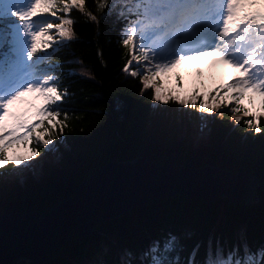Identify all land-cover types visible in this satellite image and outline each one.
Segmentation results:
<instances>
[{"label": "trees", "instance_id": "obj_1", "mask_svg": "<svg viewBox=\"0 0 264 264\" xmlns=\"http://www.w3.org/2000/svg\"><path fill=\"white\" fill-rule=\"evenodd\" d=\"M96 4L97 0H85V10L100 19L103 10ZM69 16L74 21L73 38L48 57L56 86L65 93L59 109H54L60 123L54 129L45 124L56 151L52 158L47 154L39 160L35 174L7 177L3 174L12 163L0 167V214L31 210L47 214L104 163L137 156L188 167L214 165L251 173L257 180L247 202L181 193L150 199L101 221L85 237L66 241L54 258L40 264H102L115 260L125 248L141 252L169 232L179 236L190 232L192 241L212 238L227 248L235 243L237 229L245 226L253 246L264 242V118L262 131L256 133L247 124L249 119L255 123L254 117L239 116L224 102L213 109L216 119L207 130L198 132L190 122L198 114L202 95L195 96V107L193 97L184 105L174 94L167 102L156 101L154 87L145 89L143 76L132 75L137 71L135 61L124 70L132 59L131 49L123 44L124 26L113 16L97 24L75 8ZM235 116L241 118L239 122ZM31 147L43 153L34 141ZM192 241L180 253L182 260ZM203 251L202 246L197 260Z\"/></svg>", "mask_w": 264, "mask_h": 264}, {"label": "snow or ice", "instance_id": "obj_2", "mask_svg": "<svg viewBox=\"0 0 264 264\" xmlns=\"http://www.w3.org/2000/svg\"><path fill=\"white\" fill-rule=\"evenodd\" d=\"M96 7L103 10L100 19L85 10V0H0V25H5L0 27V167L10 162L19 166L36 156L44 159L35 149L31 150V156L11 159L7 152L18 141L51 144L52 136L44 125L47 121L54 129L60 123L56 120L59 111L52 108L59 109L58 102L65 93L58 90L56 77L51 74L54 66L42 67L51 54L44 49L50 44L59 48L73 38L74 21L69 16L73 8L97 24L110 16L123 23V44L131 49L132 55L124 70L128 71L133 61L143 62L147 73L143 76L145 89L155 86L157 69L168 70L199 55H218L241 69L242 76L221 87L225 92L242 89L231 99L242 105L245 115L255 118V123L252 119L247 121L248 127L256 133L262 131L264 99L258 109L249 108L242 101L247 89L264 97V10H261L264 0H97ZM52 18L58 22H51ZM52 30L62 40L57 42L50 34ZM137 49L141 55H136ZM132 75L139 76L140 71H132ZM29 93L43 101L35 109L34 119L12 110ZM154 98L165 102L168 99L158 87ZM175 99L180 104L189 103L179 95ZM195 100L193 97L192 107L196 106ZM217 106L206 107L202 103L200 111H212ZM233 111L239 113L241 108ZM234 119L239 122L241 118ZM46 134L48 139L44 138ZM53 150L46 147L44 155ZM39 163L35 161L26 167L31 169ZM192 236L190 232L183 236L169 232L153 239L141 252L125 248L116 254L115 260L102 264H264V242L253 246L245 226L237 229L235 243L227 248L212 238L206 242L192 241ZM188 241H192L191 248L182 260L180 253L185 251ZM202 246L203 257L197 260Z\"/></svg>", "mask_w": 264, "mask_h": 264}, {"label": "water", "instance_id": "obj_3", "mask_svg": "<svg viewBox=\"0 0 264 264\" xmlns=\"http://www.w3.org/2000/svg\"><path fill=\"white\" fill-rule=\"evenodd\" d=\"M256 180L251 173L214 165L188 167L143 156L110 160L79 181L72 196L47 214L38 210L0 214V264L48 260L66 241L159 196L181 193L199 199L226 197L247 202Z\"/></svg>", "mask_w": 264, "mask_h": 264}, {"label": "rangeland", "instance_id": "obj_4", "mask_svg": "<svg viewBox=\"0 0 264 264\" xmlns=\"http://www.w3.org/2000/svg\"><path fill=\"white\" fill-rule=\"evenodd\" d=\"M17 22H20V21L17 20ZM52 33L53 32H51L50 34ZM199 60L202 62L206 61L207 63H209V65H206V66H211L210 64L212 62V58L209 60H206V59H199ZM192 67H193L192 64L186 63V61L183 60L168 70L157 69L156 71L158 75H156L155 77L154 87L160 88L161 94L163 96L168 97L171 94H174L176 96L179 95L180 97H183L182 99H185L184 97L190 94H198L199 91L208 93V94L202 95V98H201L202 102L198 105L199 106L198 114L195 117H193V119L190 122V125H195L198 129L204 131L206 130L207 125L212 123L216 119V115L214 112L215 110L203 111V112L200 111V105L202 103L205 104L206 107H211L213 104L218 105L217 107H215V109L221 108L223 106V101H226L228 104L232 103V105L236 103L234 99H231V96L234 94L232 91L220 93L221 91L218 92L217 90H214L215 88L217 89L222 88V87H218V84L222 83V81L226 77L230 76L232 73L228 72V70H226L224 65H221L219 63L216 64L215 66L210 67V68L213 67L214 70H211V72H207L202 75H196L192 71ZM141 70H142L143 75L147 74L143 62H141ZM215 85L217 87H215ZM212 89L213 91H211ZM253 98L255 100V105H253ZM261 100L262 99L260 97V94H255L252 97L246 98L244 100V105H248L249 108L258 109L260 106ZM42 103H43L42 98L37 97L33 93H29V94H26L15 105H13L12 110L14 112L23 113L27 118L34 119L33 113L35 112V109L39 107ZM232 105L229 104L228 106H232ZM235 106L236 105H233L232 108L235 109L237 107ZM243 117L248 118L249 116L244 115ZM37 131H40V129H38ZM44 138L48 139V135L46 134ZM15 144L16 145L13 144L9 148L7 152V156H9L13 160L16 158L31 156V150H33V148L30 146V143L18 141ZM37 144L41 148L43 153H40V154L43 156L45 154L46 147L54 148L53 151L48 152V155L51 156L50 158H52L54 152L56 151V142L51 140V144L48 146H45L39 143ZM40 159H41L40 156H36V157H33L31 160H24L22 164L19 166L12 163L11 164L12 168L7 172L8 175L6 176L7 177L22 176V175H25L27 172L35 174L36 166L31 169L27 168L26 166L32 165L34 164L35 161H39ZM14 212H24V211H14ZM10 213H13V212H10ZM88 234L89 232L84 235L75 237V238L80 239L82 237H85ZM56 253H54V255H52L49 259L54 258ZM43 262H46V260ZM27 263H31V262L28 260ZM16 264H24V263L18 262ZM34 264H40V263H34Z\"/></svg>", "mask_w": 264, "mask_h": 264}, {"label": "bare ground", "instance_id": "obj_5", "mask_svg": "<svg viewBox=\"0 0 264 264\" xmlns=\"http://www.w3.org/2000/svg\"><path fill=\"white\" fill-rule=\"evenodd\" d=\"M54 255V254H53ZM48 260H50V259H48Z\"/></svg>", "mask_w": 264, "mask_h": 264}]
</instances>
